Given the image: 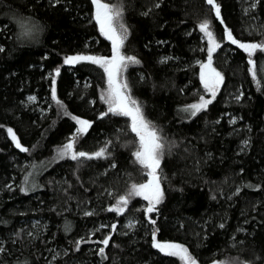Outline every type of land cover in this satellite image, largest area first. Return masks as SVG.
I'll return each instance as SVG.
<instances>
[{"label":"trees","instance_id":"trees-1","mask_svg":"<svg viewBox=\"0 0 264 264\" xmlns=\"http://www.w3.org/2000/svg\"><path fill=\"white\" fill-rule=\"evenodd\" d=\"M102 1L123 6V53L140 61L126 70L130 94L165 138L163 199L150 217L141 196L122 214L108 211L146 182L147 169L132 154L130 118L101 116L103 69L64 63L74 54L112 55L92 0H0V264H184L153 247L154 232L200 264H264V52L252 57L253 78L248 54L224 39L227 28L243 43L264 41V0H216L220 18L206 0ZM204 19L221 44L213 65L224 82L192 116L183 109L208 96L199 64L207 60ZM72 116L91 122L76 150L106 147L110 155L58 156L79 127ZM82 238L89 242L76 250Z\"/></svg>","mask_w":264,"mask_h":264},{"label":"snow or ice","instance_id":"snow-or-ice-1","mask_svg":"<svg viewBox=\"0 0 264 264\" xmlns=\"http://www.w3.org/2000/svg\"><path fill=\"white\" fill-rule=\"evenodd\" d=\"M92 3L95 8V20L99 25V30L101 34L112 43V55L110 58L74 55L66 57L64 63L74 64L81 61H90L103 69V72L107 76V89L101 93L100 99L105 105H107V110L102 113L101 116L103 117L112 114L113 116L129 117L131 120V131L135 133L138 138V141L134 142L137 143V147L132 154L135 157V161L144 169H147V176L149 179L146 183H133L128 194L120 196L116 206L110 207L108 211L122 214L131 197L141 196L144 200L148 201V207L145 211L147 213H152L156 210V205H158L163 198L160 166L165 153V138L161 135L160 130L146 118L139 102L131 96L127 81H121L120 79L122 72L126 71L129 65H137L140 63L135 56H129L122 52L125 40L129 34L128 28L123 23L124 11L122 4L115 2H102V0H92ZM206 3L210 6L209 11H214L215 17L220 18V6L216 0H206ZM156 7H159V4H157ZM144 14L147 15V13ZM220 22L223 24L222 19ZM198 27L199 31L206 37L208 44L206 49L207 63H201L200 65V79L203 83L204 89L211 94L212 99H205L201 96L198 103L186 106L183 111L191 112L192 116H195L201 110L206 109L207 106L212 103V100L216 97L217 90L224 82L223 74L212 67L213 53L221 47V44L217 41L216 36L211 30L210 21L208 19H204L200 22ZM224 39L231 44L237 45L248 54V63L252 66L251 74L253 78H255L257 75V64L252 57L257 51L264 52V41L258 43H243L235 38L232 31L227 28H225ZM2 50L3 49H0V51ZM55 75H59V69L56 70ZM29 99L35 100V97H29ZM52 99L55 100L57 105L62 108L64 107L62 101L56 97L55 88L52 89ZM65 114L70 115L69 113ZM72 119L76 121L79 127L76 129V135L70 137L69 141L57 150L60 158H70L75 161L80 160L81 158H106L107 155H110L106 147L91 154L84 151H77L75 148L77 137L88 131L91 127V122L76 116H72ZM7 132L18 149L22 152L29 151L28 148L21 145L13 129L8 128ZM31 175L32 174L29 173L24 177L25 184H27L29 176ZM21 190L27 191V188H22ZM85 215L91 216L93 213L86 212ZM150 222L153 225L156 223L154 219H150ZM101 227H103V225ZM129 227H132V225L129 224ZM221 227H223V225H221ZM112 229L113 231L115 230V225L112 226ZM110 240L111 236H106L100 241V243L107 247ZM153 240V247L157 248L161 253L167 256H179L184 264H197L196 260L189 253V250L183 245L178 243H160L155 239V232L153 233ZM87 242L89 241H86L83 238L76 241V250H79L82 243ZM105 247H101L98 250L99 255L102 258L105 257ZM3 251L4 249L0 248V252Z\"/></svg>","mask_w":264,"mask_h":264},{"label":"rangeland","instance_id":"rangeland-1","mask_svg":"<svg viewBox=\"0 0 264 264\" xmlns=\"http://www.w3.org/2000/svg\"><path fill=\"white\" fill-rule=\"evenodd\" d=\"M102 2H105V1H102ZM94 19H95V12H94ZM98 24V23H97ZM98 27H99V25H98ZM204 38H205V40H207L206 39V37L204 36ZM122 52H123V48H122ZM214 54V53H213ZM74 55H86V54H74ZM74 55H70V56H74ZM89 56H97V55H91V54H88ZM98 57H102V56H98ZM111 56H109V58H110ZM201 63H207V60H205V61H200L199 62V64L201 65ZM74 64H76V63H74ZM212 67H214L215 69H216V67L213 65V62H212ZM217 70V69H216ZM218 71V70H217ZM120 79H121V81H124V80H126V71H124V72H122V74H121V77H120ZM221 87V86H220ZM220 87H219V89L217 90V93L219 92V90H220ZM208 93V96L207 97H204L205 99H212V97H211V94L209 93V92H207ZM217 95V94H216ZM199 102V100L197 101V102H195V103H198ZM194 104V103H193ZM148 176H147V180H148ZM146 180V181H147ZM144 183H146V182H144ZM161 188H162V186H161ZM163 190V189H162ZM163 199V198H162ZM159 205V204H158ZM158 205H156V210H157V206ZM116 206V205H115ZM148 207V201H147V206H146V208ZM155 210V211H156ZM154 211V212H155ZM147 213V212H146ZM153 213V212H152ZM152 213H147V215L150 217L151 216V214ZM130 223V222H129ZM133 223H131V225H132ZM155 239H156V241H158L157 240V238H156V234H155ZM158 242H160V243H178V242H173V241H158ZM178 244H180V243H178ZM181 245H183V244H181ZM184 247H186L185 245H183ZM187 248V247H186ZM188 249V248H187ZM189 250V249H188ZM189 253H190V251H189ZM191 254V253H190ZM192 255V254H191ZM192 257H193V255H192ZM194 258V257H193ZM195 259V258H194ZM196 260V259H195ZM196 262H197V264H200L197 260H196ZM213 264H220V262H218V261H216V262H214Z\"/></svg>","mask_w":264,"mask_h":264},{"label":"water","instance_id":"water-1","mask_svg":"<svg viewBox=\"0 0 264 264\" xmlns=\"http://www.w3.org/2000/svg\"><path fill=\"white\" fill-rule=\"evenodd\" d=\"M87 153H89V152H87ZM89 154H91V153H89ZM149 179V178H148ZM147 182V181H146Z\"/></svg>","mask_w":264,"mask_h":264}]
</instances>
